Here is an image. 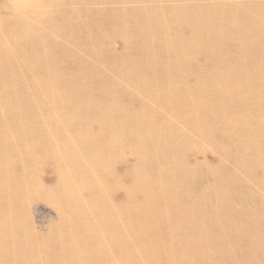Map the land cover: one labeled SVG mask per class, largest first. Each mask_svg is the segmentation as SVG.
<instances>
[{"label":"bare ground","instance_id":"6f19581e","mask_svg":"<svg viewBox=\"0 0 264 264\" xmlns=\"http://www.w3.org/2000/svg\"><path fill=\"white\" fill-rule=\"evenodd\" d=\"M158 3L149 8L150 18L156 20L152 24L60 25L68 26L63 34L75 37L49 34L42 39L136 43L140 63H132L137 67L129 78L137 87L129 91V98L139 106L133 108L123 94L112 98L115 111L122 108L126 119L121 122L126 139L116 143L114 113L97 114L94 132L104 129L112 142L107 157L101 149L91 148L89 159L80 161L83 152L78 144L52 141L44 145L63 159L76 161L59 162L55 179L35 178L25 165L11 173L3 164L0 211L7 208L17 214L24 202L52 197L57 200L59 224L46 233L28 232L22 241L11 237V244L0 249V261L16 255L24 264H48L47 252L33 241L65 231L75 246L68 245L52 264H264V15L252 12L256 18L241 20L229 12L226 20L235 22H214L212 13L201 12L203 8L199 13L181 8L186 17L201 18L182 22L175 14L173 22L170 11L171 23L164 24L167 16L164 19L160 10L167 11L170 7L164 5L172 2ZM103 30L131 37L91 38ZM86 34L90 38L79 36ZM42 49L50 50L46 44ZM2 96L10 99L7 93ZM49 129L56 135L63 132L56 123L31 131L26 123L25 147L40 143L39 137ZM208 149L218 155L215 162L205 158ZM131 151L138 153L134 173L121 185L118 171ZM44 179L56 182L48 186ZM132 180L134 190L128 186ZM137 195L144 201L134 208ZM22 248L25 252L18 253Z\"/></svg>","mask_w":264,"mask_h":264},{"label":"rangeland","instance_id":"374dc122","mask_svg":"<svg viewBox=\"0 0 264 264\" xmlns=\"http://www.w3.org/2000/svg\"><path fill=\"white\" fill-rule=\"evenodd\" d=\"M182 1L184 0L180 2L170 0L172 4H163L170 7L165 8L168 11L167 14L164 8L160 10L164 19L166 16L169 18L168 20L166 18L164 24L171 23L168 22L171 20V12H173L172 19L176 14L175 19L182 20V22L183 20L196 22L195 20L201 18L197 15L192 18L186 17L188 13L180 10L181 8L192 9L196 13L203 8L201 12L208 16L212 13L214 22L222 20L235 22L230 17L226 20L229 12L232 14L236 12L237 18L241 20L256 18L257 16L253 13L258 16L264 15L262 8L264 0H185L184 3ZM157 3L147 2V0H0V168L5 163V167L11 170V173H17L25 165L32 174L36 175L35 178L44 176L53 178L54 176L55 179L59 162L75 163L76 161L68 156L63 159L60 154H55L54 150L44 145L52 141L61 145L78 144L83 152V156L78 155L80 161L89 159L91 148L101 149L105 157L109 156V146L112 142H110L108 133L104 132V129L98 133L94 132L98 122L97 114L100 112L112 111L114 113L113 118L117 120V135H119L114 142L126 139L124 124L121 123L126 121L123 118V110L118 108L115 111L112 98L118 95L122 98L124 96L125 101L133 108L139 106L132 103L130 101L132 99L129 98L131 94L129 91L137 87L136 83H132L136 81L129 78L130 73L137 67L132 63H140V56L134 47L136 43H125L118 40L45 42L42 39L47 38L49 34L52 35L51 37H75V35L63 34L68 26L60 25L152 24L156 20L150 18L149 8L156 6ZM158 6L161 5L158 3ZM218 10L219 12L222 10L221 16ZM179 11L185 15L181 13L182 19L176 18L179 16ZM252 22L256 21L253 19ZM261 22H264V17ZM89 29L90 27L84 28L85 31ZM20 31L22 33H19ZM105 33L106 31L103 30L100 35H94L91 38L131 37L124 34L107 35ZM87 35L89 34L79 36L90 38ZM18 39L21 40L17 41ZM42 44H46L50 50L44 51ZM47 53L50 55L41 56ZM85 63L93 64L95 68L83 67ZM157 67L159 70L164 68ZM96 69L101 70V75L95 72ZM5 93L9 94L10 99L2 96ZM101 96H106V98L97 102V98ZM75 101L78 109L76 104L73 105ZM58 118L63 121H58ZM161 118L163 119L162 114ZM171 119L175 122L180 121L179 117ZM146 120L150 119L146 118ZM26 123L30 131L36 129L37 125L51 127L56 123L63 128V132L56 135L53 129L52 131L49 129V134L39 137V142L42 144L36 143L26 148L24 142L26 137L23 134ZM50 135H52L51 138ZM1 150H5L6 155H3ZM135 154L138 155L137 151H131L125 155V158H122L124 164L118 171L121 185L125 184V178L134 173ZM132 155L133 158H131ZM217 157L215 152L207 150L205 156L207 160L215 162ZM43 181L48 186L56 182L46 179ZM132 183L136 184L132 180L128 182V186L134 190ZM4 194L5 192L0 189V196ZM134 198L136 201H133L135 204L132 207L142 206L144 200L139 195ZM56 203V199L46 197L37 198L29 203L24 202L21 205V208L22 206L24 208L17 214L11 215L9 209H2L0 211V239L4 243H0V249H3L6 244H11L8 242L11 237L22 241L28 232L32 235L35 231L42 234L46 233L52 224L56 227L59 224V208ZM90 204L93 206L94 202L90 201ZM146 219L148 220V216ZM61 232L45 241H33L38 248L47 252L48 264H52L68 245L75 246L67 237L69 232ZM25 250L26 248H22L18 253L23 254ZM19 259L15 255L6 261H0V264H24L23 259Z\"/></svg>","mask_w":264,"mask_h":264},{"label":"crops","instance_id":"0c3cea01","mask_svg":"<svg viewBox=\"0 0 264 264\" xmlns=\"http://www.w3.org/2000/svg\"><path fill=\"white\" fill-rule=\"evenodd\" d=\"M147 2H149V1L147 0Z\"/></svg>","mask_w":264,"mask_h":264}]
</instances>
